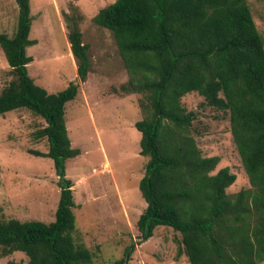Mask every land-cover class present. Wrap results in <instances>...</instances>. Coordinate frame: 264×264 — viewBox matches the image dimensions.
Instances as JSON below:
<instances>
[{"label": "trees", "instance_id": "1", "mask_svg": "<svg viewBox=\"0 0 264 264\" xmlns=\"http://www.w3.org/2000/svg\"><path fill=\"white\" fill-rule=\"evenodd\" d=\"M18 24L0 45L11 79L0 91V114L26 108L46 125L35 132L48 140L61 189L55 219L0 220V258L15 251L30 264H95V253L75 238L76 202L67 160L81 153L72 145L66 104L79 84L49 92L29 74L36 61L27 52L38 43L30 37V0H17ZM68 38L85 81L91 69L90 47L83 42L82 15H67ZM113 32L129 81L121 89L143 95L145 116L141 154L148 158L139 188L147 206L139 234L111 264H129L138 244L159 226L181 234L180 252L190 264H262L264 261V37L249 0H115L93 17ZM198 92L206 104L228 114L233 139L250 187L230 194L237 179L229 166L213 173L219 155L206 156L193 135L197 115L182 98Z\"/></svg>", "mask_w": 264, "mask_h": 264}, {"label": "rangeland", "instance_id": "2", "mask_svg": "<svg viewBox=\"0 0 264 264\" xmlns=\"http://www.w3.org/2000/svg\"><path fill=\"white\" fill-rule=\"evenodd\" d=\"M114 1L30 0V37L38 43L27 48L37 58L28 65L29 74L49 92L63 90L71 81L79 84L76 98L66 104V123L72 145L81 153L67 160L66 175L73 181L75 238L95 253V264H111L123 255L139 234L137 222L147 206L139 183L148 158L141 154L142 134L135 126L145 116L143 95L121 89L130 76L113 32L93 20ZM249 3L264 37V0ZM18 14L17 0H0V32L12 37ZM66 14L83 17L79 27L92 62L85 81L78 75ZM9 71L0 45V91L11 79ZM182 103L197 115L192 132L203 154L221 157L213 173L225 166L236 173L227 192L250 187L228 114L206 104L195 91ZM45 125L43 117L26 108L0 114V220L55 219L61 189L54 161L34 153L48 151L46 137H35ZM180 239L171 227L159 226L150 239L138 244L129 264H190L187 254L180 252ZM0 264L30 262L24 252L15 251L1 257Z\"/></svg>", "mask_w": 264, "mask_h": 264}]
</instances>
